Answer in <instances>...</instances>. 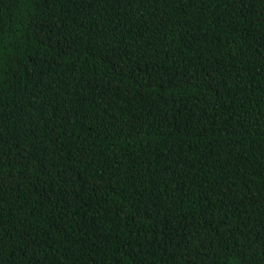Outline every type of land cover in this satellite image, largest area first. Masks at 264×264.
I'll use <instances>...</instances> for the list:
<instances>
[{
  "label": "trees",
  "instance_id": "16d2710c",
  "mask_svg": "<svg viewBox=\"0 0 264 264\" xmlns=\"http://www.w3.org/2000/svg\"><path fill=\"white\" fill-rule=\"evenodd\" d=\"M0 264H264V0H0Z\"/></svg>",
  "mask_w": 264,
  "mask_h": 264
}]
</instances>
